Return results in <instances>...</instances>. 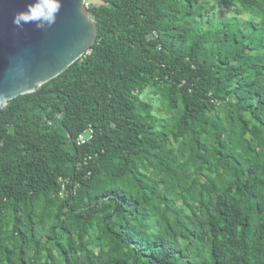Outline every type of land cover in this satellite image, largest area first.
<instances>
[{"label":"trees","instance_id":"trees-1","mask_svg":"<svg viewBox=\"0 0 264 264\" xmlns=\"http://www.w3.org/2000/svg\"><path fill=\"white\" fill-rule=\"evenodd\" d=\"M88 8L55 93L0 104V264H264V0Z\"/></svg>","mask_w":264,"mask_h":264},{"label":"water","instance_id":"water-1","mask_svg":"<svg viewBox=\"0 0 264 264\" xmlns=\"http://www.w3.org/2000/svg\"><path fill=\"white\" fill-rule=\"evenodd\" d=\"M29 2L0 0V94L6 97L0 104L25 93H55L45 90L43 84L83 57L98 36L97 18L85 0H62L51 28L41 30L25 24L22 30L15 29L14 13Z\"/></svg>","mask_w":264,"mask_h":264},{"label":"clouds","instance_id":"clouds-1","mask_svg":"<svg viewBox=\"0 0 264 264\" xmlns=\"http://www.w3.org/2000/svg\"><path fill=\"white\" fill-rule=\"evenodd\" d=\"M61 8L62 0H30L24 9L14 13L12 24L18 30H22L25 24L46 30L56 23ZM3 99L6 97L0 94V100Z\"/></svg>","mask_w":264,"mask_h":264},{"label":"built area","instance_id":"built-area-1","mask_svg":"<svg viewBox=\"0 0 264 264\" xmlns=\"http://www.w3.org/2000/svg\"><path fill=\"white\" fill-rule=\"evenodd\" d=\"M85 3L87 5V7H89L90 3L87 2V0H85ZM92 132H93L92 129H89L87 135H86V133L81 134L79 136V139H78V144H85L87 141H89L93 137Z\"/></svg>","mask_w":264,"mask_h":264},{"label":"rangeland","instance_id":"rangeland-1","mask_svg":"<svg viewBox=\"0 0 264 264\" xmlns=\"http://www.w3.org/2000/svg\"><path fill=\"white\" fill-rule=\"evenodd\" d=\"M87 2H89L90 4H99L101 2V0H87ZM151 99L158 105L160 104V99L159 97H151ZM41 235V232H36V236L39 237Z\"/></svg>","mask_w":264,"mask_h":264}]
</instances>
